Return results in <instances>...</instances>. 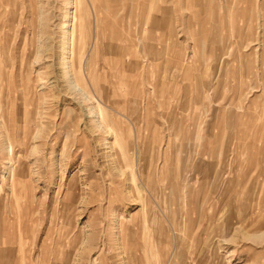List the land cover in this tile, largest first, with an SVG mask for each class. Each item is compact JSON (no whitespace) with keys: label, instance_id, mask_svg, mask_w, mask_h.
<instances>
[{"label":"rangeland","instance_id":"1","mask_svg":"<svg viewBox=\"0 0 264 264\" xmlns=\"http://www.w3.org/2000/svg\"><path fill=\"white\" fill-rule=\"evenodd\" d=\"M0 264H264V0H0Z\"/></svg>","mask_w":264,"mask_h":264},{"label":"bare ground","instance_id":"2","mask_svg":"<svg viewBox=\"0 0 264 264\" xmlns=\"http://www.w3.org/2000/svg\"><path fill=\"white\" fill-rule=\"evenodd\" d=\"M74 23H75V21H74ZM74 23H73V25H74ZM106 110V109H105Z\"/></svg>","mask_w":264,"mask_h":264}]
</instances>
